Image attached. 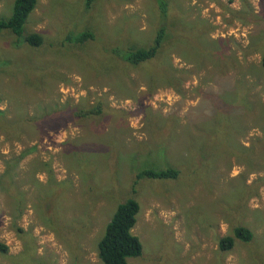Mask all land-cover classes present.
Returning <instances> with one entry per match:
<instances>
[{
    "label": "rangeland",
    "instance_id": "1",
    "mask_svg": "<svg viewBox=\"0 0 264 264\" xmlns=\"http://www.w3.org/2000/svg\"><path fill=\"white\" fill-rule=\"evenodd\" d=\"M13 2L0 0V19ZM86 3L37 0L23 25L43 37L36 47L0 31V110L24 129L10 141L0 123V264H101L97 243L127 198L139 204L131 231L142 246L129 264H264V143L252 120L264 108V0H178L181 41L165 50L178 87L152 88L112 52L151 41V0ZM87 29L93 37L84 43L65 41ZM98 101L99 116L39 124ZM224 111L228 142L255 149L247 161L211 151ZM32 147L10 171L6 160ZM167 167L179 170L176 179L136 178ZM7 182L15 185L6 190ZM236 226L251 240L221 250Z\"/></svg>",
    "mask_w": 264,
    "mask_h": 264
},
{
    "label": "trees",
    "instance_id": "2",
    "mask_svg": "<svg viewBox=\"0 0 264 264\" xmlns=\"http://www.w3.org/2000/svg\"><path fill=\"white\" fill-rule=\"evenodd\" d=\"M91 1L92 0H87L86 7H89ZM36 3L37 0H14L11 15L7 19H0V31L5 29L10 30L17 39H21L33 47L41 45L43 37L37 32L26 33L24 32L23 27L28 15L35 8ZM151 3V8L153 10L152 14L158 19V25L154 30V35L151 41L142 43L140 40L132 39L134 40L133 42L121 44L119 48L112 49V52L119 58L121 62L120 69L122 71H143L147 78L148 85L151 88L157 85V83L178 87L179 79L176 78L174 74L180 70L172 67L165 54L166 47L169 48L175 46V44L181 41L178 34V27L180 30H182L183 27L180 24V17L175 14L179 9L178 0H151ZM169 18L173 21L168 22ZM181 23L185 26L183 21ZM92 37L93 35L88 29L75 32L70 31V34L66 36L65 41L84 43ZM187 39L188 38L185 39L186 42H188ZM219 98L226 106L227 104L233 105V101H238V99L228 101L224 100V97ZM101 104L102 102L98 101L96 105L90 104L81 110L71 107L72 109H68L67 111H62L53 115H45L38 121L40 125L46 124L48 127L56 128L57 123H61L63 118L67 116H72V119L99 116L102 113ZM239 104L248 110L253 108V104L249 100L242 99L239 101ZM260 108V113H257L252 120L254 123H257V125H261L262 135L260 141L261 143H264V108L263 110H260ZM229 116V113H226L225 111L215 116V124L213 127L217 135L215 136L216 140L214 139L213 141V148L211 151L225 152V154L228 153V155L239 156L247 161V158L254 153L255 149L241 147L235 148L230 142H228V138L231 137V132L228 131L231 125L229 123ZM35 120L25 119L24 122L26 121V123L32 124V121L34 122ZM0 123L2 124V127H4L3 134L6 140H20L21 134L24 130L23 127L17 123H8L3 117V112H1V110ZM240 128L241 126L237 125L236 132H238ZM33 149L34 147L29 148L20 156L7 159L6 163L8 167H10V171L18 159L23 155L28 154ZM80 160L83 163L78 167L82 172L86 168V163L84 162V158H80ZM46 166L48 167L49 175H52L49 163H47ZM87 170H90L88 166ZM178 174L179 170L172 167L163 169L145 168L137 173L136 178L176 179ZM3 179L4 178L0 180V183H2ZM50 183H53V180L48 182V184ZM61 183L63 184V182ZM2 185L6 186V190H10L15 184L7 182ZM138 211L139 204L134 198H127L116 206L112 217L105 225L103 235L97 243V255L101 264H129L128 258L141 255L142 246L140 240L131 231L136 222ZM234 238L247 242L251 240L252 232L246 227L236 226L233 235H227L219 239V248L223 251L229 250L234 243ZM5 250L6 246L0 243V251L4 252Z\"/></svg>",
    "mask_w": 264,
    "mask_h": 264
}]
</instances>
